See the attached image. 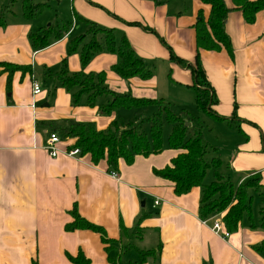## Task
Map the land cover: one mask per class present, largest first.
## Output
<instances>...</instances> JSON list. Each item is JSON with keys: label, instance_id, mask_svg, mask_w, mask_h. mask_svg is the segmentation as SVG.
<instances>
[{"label": "crops", "instance_id": "obj_1", "mask_svg": "<svg viewBox=\"0 0 264 264\" xmlns=\"http://www.w3.org/2000/svg\"><path fill=\"white\" fill-rule=\"evenodd\" d=\"M31 2L43 9L28 17L24 0H0V10L7 7L0 24V264H74L69 255L80 251L91 264H111L110 257L124 264H264L258 249L264 245V9L253 23L241 10L229 12L225 33L231 50H209L197 44L199 15L208 20L211 13L202 0ZM47 27L55 29L46 35L49 44L36 47L31 35L45 34ZM92 27L113 30L118 39L125 36L150 74L123 77L114 70L119 56L111 51L84 64L82 50L93 38ZM198 62L214 94L208 112L196 104L190 67ZM64 70L95 76L97 83L102 76L100 86L115 94L162 99L177 113L200 118L211 146L207 159L219 158V170L235 186L258 179L252 213L224 238L212 229L222 216L207 223L201 218V186L179 195L171 180L155 174L182 152L169 145L171 131L163 135L162 151L139 154L132 163L120 159L116 170L105 160L94 164L89 154L52 156L45 148L51 133L60 136L61 150L77 148L76 139L58 132L67 122L93 123L105 131L114 122L140 124L158 110L148 104L104 113L112 95L91 99L79 86L68 89L60 79ZM34 82L41 85L39 94L33 92ZM150 127L145 123L143 130L149 133ZM113 170L119 179L112 177ZM214 179L211 169L205 184ZM74 209L104 228L114 241L110 249L98 232L66 229ZM145 213L143 236L135 239L134 228ZM131 243L130 251L124 248ZM152 249L157 255L139 262L137 250Z\"/></svg>", "mask_w": 264, "mask_h": 264}, {"label": "trees", "instance_id": "obj_2", "mask_svg": "<svg viewBox=\"0 0 264 264\" xmlns=\"http://www.w3.org/2000/svg\"><path fill=\"white\" fill-rule=\"evenodd\" d=\"M211 6V13L208 20L200 13L195 25L197 33V44L199 48L219 50L225 47L229 50L230 43L225 33L226 17L232 10H241L247 21L253 23L256 14L264 9V0H232L234 6H227L225 0H202ZM25 14L28 17L40 14L43 8L33 5L31 0H24ZM7 7L0 10V24L5 16ZM70 29V24H66ZM54 27H47L45 34L34 33L31 39L36 47H45L49 44L47 34L54 32ZM90 33L92 40L84 45L82 50V61L88 63L95 54L103 51H111L119 56L118 63L114 70L123 77L135 75L146 76L150 74L147 63L140 58L125 36L118 39L113 30L92 27ZM100 34V35H99ZM81 37L75 38L72 42L74 49L80 42ZM13 67L9 64H4ZM190 69L195 79L196 104L202 111H210L214 103V94L210 83L205 77V72L198 62ZM62 83L69 89L73 86L81 87L82 93L87 92L93 99L101 94L112 95V101L102 108V112L109 113L118 107H140L144 105H156L158 110L144 122L133 125L132 123L114 122L109 129L99 131L93 123L67 122L65 126L59 127L58 132L63 138L76 139L75 146L83 154H89L94 164L105 160L109 169H118L120 159L132 163L139 154L148 155L158 153L164 146V128L169 123L172 126L169 135V145L174 149H181L182 152L175 157L171 164L163 169H155V174L171 180L175 184L176 192L181 195L188 193L193 187L201 186L202 199L200 215L203 220L215 216L217 213L226 210L222 216V222L226 231H235L239 228L245 213H252L253 196L252 191H260L261 186L258 179H252L246 183L235 186L219 169L222 162L219 158L207 159L211 150L209 142L204 135V124L200 118L193 116L188 111L177 113L171 104L165 100H148L135 98L131 95L115 94L107 87L100 86L95 76L85 77L82 75H68L66 70L60 76ZM151 125L150 132L143 130V125ZM214 170L215 179L205 184V178L209 170ZM114 171V170H113ZM148 214H143L135 228V239L142 238L143 231L141 222ZM74 221L66 225V229L74 231L78 229H89L101 234L103 242L111 248L112 239L108 238L103 227L97 226L83 218L77 209L73 210ZM124 230V228H123ZM131 245L124 248L131 250ZM264 253V245L258 247ZM139 262L143 263L148 258L157 255V250H137ZM74 264H91L90 259L80 251L77 256L69 255ZM111 264H124L119 257H110ZM203 264H213L204 262Z\"/></svg>", "mask_w": 264, "mask_h": 264}, {"label": "built area", "instance_id": "obj_3", "mask_svg": "<svg viewBox=\"0 0 264 264\" xmlns=\"http://www.w3.org/2000/svg\"><path fill=\"white\" fill-rule=\"evenodd\" d=\"M42 91L41 85L39 82H34L33 84V92L34 94H39ZM60 136L57 133H51L48 139L47 145L45 148L49 151L52 156H57L59 153H65L69 156H77L81 154V150L79 148H74L72 150H61L58 147L60 140ZM113 178L119 179V174L117 171L111 172ZM159 200H156V204H159ZM207 223V220H204ZM212 229L217 233L223 236L224 238H228L230 236V232L226 231L221 219H215Z\"/></svg>", "mask_w": 264, "mask_h": 264}, {"label": "rangeland", "instance_id": "obj_4", "mask_svg": "<svg viewBox=\"0 0 264 264\" xmlns=\"http://www.w3.org/2000/svg\"><path fill=\"white\" fill-rule=\"evenodd\" d=\"M99 35H100V34H99ZM153 108H154V110L156 109L155 107H153ZM147 125H148V124H147ZM148 127H149V125H148ZM170 129H171V125L167 124L166 127H165V134H164V136H165L166 138L168 137V134H169V132L171 131ZM224 213H226V210L223 211V212L217 213L216 215H218V216L220 217V216H223Z\"/></svg>", "mask_w": 264, "mask_h": 264}]
</instances>
